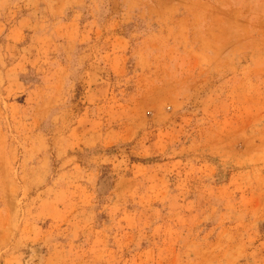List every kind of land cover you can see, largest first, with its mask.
<instances>
[{
	"label": "rangeland",
	"instance_id": "374dc122",
	"mask_svg": "<svg viewBox=\"0 0 264 264\" xmlns=\"http://www.w3.org/2000/svg\"><path fill=\"white\" fill-rule=\"evenodd\" d=\"M0 264H264V0H0Z\"/></svg>",
	"mask_w": 264,
	"mask_h": 264
}]
</instances>
